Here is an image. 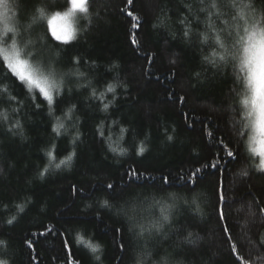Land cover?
I'll return each instance as SVG.
<instances>
[{"label":"trees","instance_id":"16d2710c","mask_svg":"<svg viewBox=\"0 0 264 264\" xmlns=\"http://www.w3.org/2000/svg\"><path fill=\"white\" fill-rule=\"evenodd\" d=\"M248 2L133 0L129 5L127 0H95L91 22L79 19L68 45L48 29L51 44L44 47L47 21L33 23L35 8L43 6L40 0L12 1L21 33L17 40L28 44L24 54L31 59L39 50L37 64L45 70L46 63L63 81V93L57 98L53 91L48 105L43 95L29 93L14 77L3 76L6 69L0 70V94L6 97L0 104V260L66 264L67 257V264H73L75 252L80 264H135L138 258L154 264L160 254L184 264H264V213L258 211L264 207V173L247 159L246 146L240 157L227 156L237 151L233 125L243 115L242 108L241 116L234 111L241 106L233 104L232 90L239 82L232 53L245 26L241 4ZM252 2L253 9H243L245 19L260 21L264 0ZM110 84L116 86L114 93L107 92ZM93 88L96 97L104 93L103 103L92 96ZM109 101L105 112L103 104ZM37 102L42 106L35 107ZM72 104L75 111L65 119ZM57 117L64 124L59 136L52 131ZM46 150L56 157L51 166ZM73 150L77 154L70 165L56 169ZM44 167L49 171L40 179ZM197 168L200 172L189 178ZM131 170L137 175H128ZM110 182L115 190L107 188ZM224 192L227 199L214 210ZM105 199L110 209L102 207ZM162 208L168 209L169 221L156 232L151 225L162 219ZM221 210L228 219L218 222ZM249 210L256 215L250 217ZM225 224L232 231L222 237ZM188 233L191 241L185 243ZM228 235L230 244L243 245L240 252L229 254ZM77 237L99 250L93 253ZM69 239L72 245L62 247Z\"/></svg>","mask_w":264,"mask_h":264},{"label":"snow or ice","instance_id":"6c2138e0","mask_svg":"<svg viewBox=\"0 0 264 264\" xmlns=\"http://www.w3.org/2000/svg\"><path fill=\"white\" fill-rule=\"evenodd\" d=\"M17 2H23V0H17ZM40 3L43 5L41 7H36L33 13V23L37 20H46L48 26L51 28V35L57 41H62L64 45H68L69 41L75 38V29L74 23L79 19H88L91 22V9L92 5L95 3V0H64L61 4L60 0H40ZM129 5L133 4V0H127ZM211 7L215 8L216 4L212 3ZM253 9L254 3L252 0H249L248 3L241 4V13L240 19L245 21V26L243 27V35L239 36V39L236 41L239 44V48L235 53H232V60L236 63L233 64L234 68H238V71L234 73L235 80L239 82L238 87L233 88V104H238L241 107H235L234 111L237 116H241V108L243 109V115L240 120H234V132H235V143L238 148L234 153L232 150L227 151L228 157H240L241 152L244 151L245 146L248 153L247 159L251 160L252 166L261 173H264V17L260 21L255 20L254 18L249 21L245 19V14L243 9ZM38 13V15H37ZM128 15L131 16L132 12L129 11ZM18 23L16 12L12 6V3L9 0H0V24H2V29H0V35L12 34L9 36L12 39L11 50L9 48L0 46V69H6L3 73V76L12 78L20 82L21 85H26L28 92L31 93L33 90H36L38 94H42L43 98L47 101L48 105L53 104V91L58 86L56 81L51 78L53 70L49 69L48 74L46 75L44 70L38 65L31 63L30 60L24 54V49L18 47L16 39H13L14 36L20 35V31L16 26ZM57 23L62 25L63 34H57ZM163 24V20H161ZM83 27V25L81 26ZM136 27V25H133ZM157 27V25H153ZM28 28H31V25H28ZM184 36H188V32L185 31ZM44 39L46 41L44 47H48L51 44V40L48 39V28L44 29ZM205 42H207L208 37L205 35ZM134 44L136 40L132 41ZM216 43L219 44L221 48H224V43L220 40L219 36L216 37ZM27 46V45H25ZM53 47L59 48L60 45H54ZM40 52L39 50L36 53L34 59H37ZM216 53L213 52V56ZM71 57L69 58V63H71ZM205 59L209 57L205 56ZM221 60H225V56H220ZM215 64V61H212ZM79 64L80 61L77 60ZM175 63V61H173ZM113 68L117 67L116 65L112 66ZM80 76H83L82 72H78ZM199 75V73H197ZM0 82H3L0 79ZM14 82V81H13ZM88 84H91L89 80ZM81 87H87V85H81ZM115 85H109L107 92L114 93ZM6 91V90H5ZM70 91V90H69ZM92 96L96 97V90L93 88ZM5 96L0 94V104L4 103ZM101 100L103 103L104 93L101 92L99 97H96ZM11 99H16V97H11ZM182 99V98H181ZM33 100H38V96L33 97ZM108 103H104V111L108 110ZM42 106V102H37L35 107L39 108ZM13 111H18V108H14ZM71 112V109L69 110ZM51 114V108H50ZM5 119L7 116L5 115ZM57 124L53 127L52 131L56 133L57 136L60 135V129L64 128V124L61 122L60 118L57 117ZM15 127L20 129V135H23V128L20 125L19 120L16 121ZM102 127V126H101ZM11 132V128L9 129ZM121 133L125 132L126 129L121 128ZM15 135V133H13ZM101 136L104 135V132L101 130ZM208 135L212 136L213 133L209 132ZM230 133V137H231ZM79 139V135L73 138V144L76 143V140ZM168 140H172L171 136L167 137ZM233 143V139H229L228 145ZM111 147V145H110ZM113 152L116 151L115 148L112 149ZM123 152V149H121ZM144 152V148H140V153ZM57 147V156L59 155ZM77 153L73 150L70 154L66 156L65 159L59 160V163H56L54 167L59 169L61 165L69 166L70 162L73 160V156ZM45 155L49 158V166L52 165V161L56 159L53 156L52 150H46ZM258 158V159H253ZM205 167H216V165L205 164ZM200 168H197L195 172L190 173L189 178L196 176L200 172ZM49 171V167H44L42 171H38V177L40 179L44 178V174ZM3 172V169L0 168V173ZM242 175L247 176L248 171L244 170ZM128 175L135 176L137 175L136 170H131ZM123 179V177H121ZM167 182V179L165 180ZM198 182V178H197ZM218 187V185H217ZM108 189H114L113 183H107ZM75 190V189H74ZM190 191H194L190 190ZM215 194V193H214ZM173 200L177 199L176 194H171ZM227 199V193L218 194L215 204H213V209L216 210L217 205L220 201ZM187 202V201H185ZM227 206V205H226ZM102 207L110 209L109 200L105 199L103 201ZM20 210L23 211V207H20ZM260 213H264V207H258ZM248 215L254 217L255 212L249 210ZM161 220H157L151 225L152 229H155L156 232H160L164 226V222L169 221L168 209H161ZM15 219V217L13 218ZM228 216L222 210L218 213V222L220 220H227ZM9 224L12 223V220L8 221ZM141 228L140 235H143V226L139 225ZM54 229H49L53 231ZM232 231V226L230 224H225L221 226V236H225L226 233L230 234ZM44 235V233H41ZM192 233H188L185 237L184 242H190ZM233 239L231 235H228L224 239V243L229 245V254L238 253L243 248V245L239 246L237 244H230V240ZM77 243L85 244L88 248L91 249L93 253H96L99 250L98 245L90 244L81 237H77ZM3 241H0V244H3ZM28 247L32 248V241H28ZM71 239L65 240L62 242L63 246H71ZM264 243V241H261ZM123 245L121 248L123 249ZM66 264H67V257ZM99 259V256L96 257ZM237 260L243 259L241 255H237ZM72 262L73 264H80L79 259L76 257L75 252L72 253ZM0 264H7L6 261L0 260ZM135 264H145L143 259H137ZM154 264H184V261L180 259H170L168 254H160L156 259Z\"/></svg>","mask_w":264,"mask_h":264},{"label":"clouds","instance_id":"9594fccd","mask_svg":"<svg viewBox=\"0 0 264 264\" xmlns=\"http://www.w3.org/2000/svg\"><path fill=\"white\" fill-rule=\"evenodd\" d=\"M10 35H12V34L0 35V46L9 48V50H11V47L10 46L12 44V39L9 38ZM17 36H14L13 39H16L18 47H21L23 49H28V44L21 45L20 42H18V40H17ZM25 45H27V46H25ZM35 56H36V53H33L31 59H29V60H30L31 63L37 64V59H34ZM43 67L45 69L44 72L47 75L48 72H49L47 64L45 63L43 65ZM0 70H2V69H0ZM84 75H85V73H83V76ZM51 78L54 79L56 81V84L58 85L54 89V91L57 94V98H59V96L62 95V93H63V81L59 77H56V74L54 72H53ZM75 108H76L75 104H72V105L67 106L66 114H65L64 118L65 119H71V114L75 111ZM70 109H71V112L69 111ZM102 110L104 111V106H103V109ZM48 111H49V114H50V109ZM105 112H107V111H105ZM51 113H52V109H51ZM56 124H57V120H56ZM56 124H55V126H56ZM65 131H67V129H65Z\"/></svg>","mask_w":264,"mask_h":264},{"label":"rangeland","instance_id":"374dc122","mask_svg":"<svg viewBox=\"0 0 264 264\" xmlns=\"http://www.w3.org/2000/svg\"><path fill=\"white\" fill-rule=\"evenodd\" d=\"M12 1L13 0H9V2L10 3H12ZM16 16H17V14H16ZM18 17V16H17ZM78 21L79 20H77L75 23H74V29H75V36H76V31H77V23H78ZM18 24V23H17ZM17 26V25H16ZM47 26H48V23H47ZM2 24H0V29H2ZM48 29H49V31H50V33H51V28L48 26ZM63 27H62V25H60L59 23H57V34L58 35H62L63 33ZM19 36V35H18ZM54 38V37H53ZM55 39V38H54ZM56 40V39H55ZM73 40V39H72ZM72 40H70V41H72ZM57 41V40H56ZM69 41V42H70ZM58 42H62V41H58ZM54 93V92H53ZM42 95V94H41ZM54 95V94H53ZM256 159H258V158H256Z\"/></svg>","mask_w":264,"mask_h":264}]
</instances>
